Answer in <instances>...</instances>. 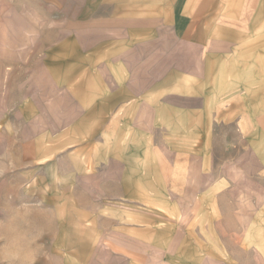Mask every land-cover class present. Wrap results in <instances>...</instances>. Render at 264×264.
I'll list each match as a JSON object with an SVG mask.
<instances>
[{"label":"rangeland","instance_id":"obj_1","mask_svg":"<svg viewBox=\"0 0 264 264\" xmlns=\"http://www.w3.org/2000/svg\"><path fill=\"white\" fill-rule=\"evenodd\" d=\"M2 62L45 97L36 71L58 62V96L89 89L97 112L49 150L58 175L0 176V264H142L117 243L148 264H264V0H0ZM105 152L123 198L68 181Z\"/></svg>","mask_w":264,"mask_h":264},{"label":"crops","instance_id":"obj_2","mask_svg":"<svg viewBox=\"0 0 264 264\" xmlns=\"http://www.w3.org/2000/svg\"><path fill=\"white\" fill-rule=\"evenodd\" d=\"M102 13L103 11L100 12L99 15H102ZM155 21L153 22L155 23ZM185 33L184 37L189 38L188 32ZM149 39L150 38H148V40ZM91 43L93 44V41ZM63 49L64 48H61V50ZM58 50H60V48ZM21 55L22 54H20V56ZM2 63L0 64V159L5 158V160L9 159L10 161H0V176L12 175L13 180H17L19 176L27 174L29 167H35L37 174L44 170L47 172L49 169L52 170V173H57V166H59V164L56 163L59 162L53 159L54 156L49 157L48 152L52 149V154L55 151H57L56 155L60 153L59 145L65 142L67 144L70 141L69 135H71V125H75L80 120L96 117L97 111L93 110L92 105H90L92 103L89 95L90 90H84V96L73 94V97H71L70 93L64 97H59L58 93L60 87L71 86V76L66 79V82H61L59 64L58 62H53L52 66H41L43 68H38V71H36L37 73L42 72L41 78L43 79L41 80V85H43L45 79L47 83L46 86L51 88L49 90L52 94L50 95L51 97L48 95H46V97L44 95L38 96L35 92L33 95L29 96L27 79H22L21 77L19 79L14 78V73L18 70V68L15 67L17 65L21 66L22 63L16 64L14 62L10 65ZM70 71L71 67H68L69 74ZM88 71H90L89 68ZM79 81V79L76 80V82ZM89 84V79L87 82L86 79H83L81 82V86L84 87H90L91 85ZM115 85H117L116 82ZM106 115L107 114H100L99 117L105 118L107 117ZM110 115L111 114H108V116ZM41 143L42 146L44 143L45 145L41 147ZM54 147L55 149H53ZM35 150L36 153L31 154V152ZM29 156L32 159L30 163ZM99 158L100 160L96 161L94 167L88 166V164L83 161L73 162L72 168L75 169H71L72 178L68 181L71 180L70 182L73 183H83L90 178L93 182L99 183L101 197H125L122 192L108 191L109 182L117 184L119 181L116 178L111 180L108 179L110 167L108 163L109 160H111V155L109 159V154L105 152L100 154ZM37 159H40V161H36ZM44 163L46 165H44ZM111 171L112 170H110V173L113 174L114 172ZM116 171L117 169L115 170V174H118V171ZM147 229L149 230V228ZM150 240L146 241L142 239L141 242L150 244ZM137 242L138 240H135V243ZM115 248L120 255L125 257L126 261L142 264H148L150 262V256L144 255L136 258L128 247H126L125 252L122 253L123 247L120 243H117ZM145 257H149L148 262H145Z\"/></svg>","mask_w":264,"mask_h":264}]
</instances>
